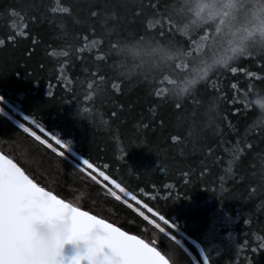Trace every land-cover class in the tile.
<instances>
[{
  "label": "trees",
  "instance_id": "obj_1",
  "mask_svg": "<svg viewBox=\"0 0 264 264\" xmlns=\"http://www.w3.org/2000/svg\"><path fill=\"white\" fill-rule=\"evenodd\" d=\"M182 2L0 0V152L42 187L152 243L173 264H204L205 255L208 264H264V116L249 99L247 108L233 104L234 84L264 89V49L250 45L251 55L216 65L182 92L200 62L228 46V37L215 48L201 39L214 26L177 30L176 16L170 31L166 16ZM157 46L191 52L188 67L162 74L158 53L130 51ZM84 159L107 165L153 209L125 197L148 219L88 178Z\"/></svg>",
  "mask_w": 264,
  "mask_h": 264
},
{
  "label": "snow or ice",
  "instance_id": "obj_2",
  "mask_svg": "<svg viewBox=\"0 0 264 264\" xmlns=\"http://www.w3.org/2000/svg\"><path fill=\"white\" fill-rule=\"evenodd\" d=\"M153 7L156 6L153 5ZM60 10L69 14L72 12L70 6L62 7ZM91 15L96 17L99 13L93 11ZM173 16L178 17L177 30L183 31L186 35L193 28L214 26L213 31H206L201 38L205 42H210L213 48L223 43L221 37H228V46L218 54L214 53L211 63L202 60L200 63L203 67L198 69L197 75L192 79L183 81L182 92H187L198 80L207 79L208 73L216 65L227 66L238 55H251L252 53L249 51L250 45H258L264 49V0H183L181 4L173 8L172 13L166 16L170 31L173 24ZM180 20H185L186 22L180 26ZM159 24H161L160 21L149 22L148 27H156ZM20 35L24 38L28 37L26 31L21 32ZM161 36H163V32H161ZM8 39L15 41L14 36H10ZM4 44L5 40L0 39V45ZM130 51L133 54H140L143 51L149 56L158 53L159 58L155 68L161 70L162 74L164 67L169 70L187 68L188 65L185 58L192 55L191 52L184 53L182 50H171L163 46L145 48L143 50L137 47L132 48ZM176 59L181 60L179 65L167 63L168 61L174 62ZM231 71L236 72L237 69L233 67ZM248 75L254 76L255 74L249 72ZM165 79H168V77H165ZM172 82L175 83V81ZM233 88L236 90L233 104L239 101L244 108H247L249 106L248 96L253 90L252 85L249 84L247 90L235 84ZM3 101L4 97L0 96V102ZM179 106L177 104V107ZM236 111L239 112L240 109L237 108ZM3 112L4 109L0 107V113ZM20 127L24 128V125L21 124ZM25 131L30 132L37 141H40L59 156H65L64 151L54 147L53 143H50L48 139H42V136L31 128H26ZM51 139L57 145L63 144L65 148L68 147L56 136H52ZM173 139L178 138L173 137ZM209 151L211 152V149ZM82 166L85 175L98 183L111 197L148 219L139 207L129 203V200L125 197H130L132 201L142 204L150 212L153 209L149 208L148 204L140 200L137 195L118 182L117 179H114L106 170L107 165L101 167L90 162L89 159H84ZM107 182H110L114 188L110 187ZM25 207H33L42 215H60L70 210L77 223V235L87 231L92 221L104 225L110 230L111 235L101 241L94 252L106 259L115 258L118 264H173L169 256L153 246L152 243L138 235L130 234L121 227L116 226L115 223H111L91 211L83 210L81 206L61 198L60 195L48 190L46 187H42L14 159L3 152H0V264H23L22 256L28 247L30 239L29 222L22 215V209ZM155 215L161 221H165V217L159 212H156ZM151 223L160 228L156 220L153 219ZM172 227L175 228L176 225L172 224ZM171 239L175 241L177 238L172 235ZM260 248H264V244H261ZM61 264H85V260L76 254L66 255ZM204 264H208L206 255Z\"/></svg>",
  "mask_w": 264,
  "mask_h": 264
},
{
  "label": "clouds",
  "instance_id": "obj_3",
  "mask_svg": "<svg viewBox=\"0 0 264 264\" xmlns=\"http://www.w3.org/2000/svg\"><path fill=\"white\" fill-rule=\"evenodd\" d=\"M250 106H254L264 116V89L253 88L248 97ZM22 215L29 222L30 239L24 251L23 264H61L66 257V246L71 244L74 254L85 260V264H118V261L106 259L95 253L97 245L110 237V230L95 221L81 235H77V223L69 210L52 218L41 219L33 207L22 209Z\"/></svg>",
  "mask_w": 264,
  "mask_h": 264
},
{
  "label": "water",
  "instance_id": "obj_4",
  "mask_svg": "<svg viewBox=\"0 0 264 264\" xmlns=\"http://www.w3.org/2000/svg\"><path fill=\"white\" fill-rule=\"evenodd\" d=\"M54 216H56V215H43L40 218L41 219H48V218H52ZM66 255H68V256L74 255V249H73V246L71 244L66 246Z\"/></svg>",
  "mask_w": 264,
  "mask_h": 264
},
{
  "label": "rangeland",
  "instance_id": "obj_5",
  "mask_svg": "<svg viewBox=\"0 0 264 264\" xmlns=\"http://www.w3.org/2000/svg\"><path fill=\"white\" fill-rule=\"evenodd\" d=\"M224 38H225V37H224ZM217 46H219V44H218Z\"/></svg>",
  "mask_w": 264,
  "mask_h": 264
}]
</instances>
